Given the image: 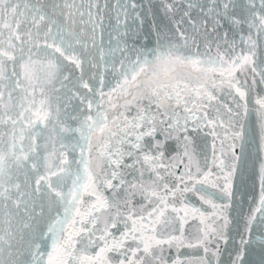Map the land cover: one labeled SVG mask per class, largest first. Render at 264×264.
Instances as JSON below:
<instances>
[{"label":"snow or ice","instance_id":"6c2138e0","mask_svg":"<svg viewBox=\"0 0 264 264\" xmlns=\"http://www.w3.org/2000/svg\"><path fill=\"white\" fill-rule=\"evenodd\" d=\"M0 264H264V0H0Z\"/></svg>","mask_w":264,"mask_h":264}]
</instances>
